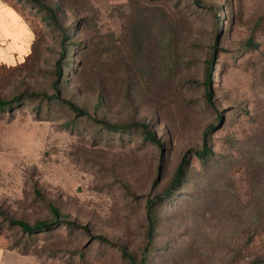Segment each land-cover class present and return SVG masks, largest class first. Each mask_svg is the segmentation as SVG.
<instances>
[{"label": "rangeland", "instance_id": "1", "mask_svg": "<svg viewBox=\"0 0 264 264\" xmlns=\"http://www.w3.org/2000/svg\"><path fill=\"white\" fill-rule=\"evenodd\" d=\"M2 1L32 41L0 57V96L19 99L0 109V207L53 224L28 233L0 215V264L264 256V0Z\"/></svg>", "mask_w": 264, "mask_h": 264}, {"label": "trees", "instance_id": "2", "mask_svg": "<svg viewBox=\"0 0 264 264\" xmlns=\"http://www.w3.org/2000/svg\"><path fill=\"white\" fill-rule=\"evenodd\" d=\"M43 8L46 11V16L49 18V20L51 21H58L59 20V7L58 5H43ZM208 97H210V92H207ZM19 100L18 98H15L14 100H9V99H4L0 96V109H4L7 107H10L12 105L13 102ZM72 106L73 109L77 110V111H81L80 109H78V107L75 104H70ZM220 121V116L217 118L216 122ZM106 127H108L110 130H123L128 128L127 125L125 124H117V123H110V122H105V121H101ZM134 125H137L139 127H142L143 131H144V136L147 139H150L154 142H156L159 146H161L162 142L161 140L152 132V130L150 128H148V126L144 123H134ZM192 150H190L191 152ZM189 152V153H190ZM212 153V150L208 147V144L204 145L203 149L200 150H194L193 154L198 158L201 159L202 161H206L208 159V157L210 156V154ZM189 166H190V157L188 154H186L180 165L177 168L176 174L174 176V179L172 180L171 184L168 187L167 193L170 194L172 193V191H175V189L184 181L186 180L187 176H188V172H189ZM156 207V203L150 202L149 204V209L150 211L154 210V208ZM51 210L53 212V214L55 215V220H58L59 216H60V212L58 210V208H56L55 206H51ZM0 215L4 216L5 219H7V221H9L12 224H16L18 226H20L22 228L23 231L28 232V233H33V232H39L42 231L44 229L49 228L53 222L52 221H48V220H40L37 221L34 224H30L24 220H20V219H13L11 217H9L6 212L0 207ZM150 225L148 228V235L149 237H153L154 236V229H155V219L150 217V221H149ZM124 256L126 258L129 259L131 264H144L147 260L146 256L143 257V259L140 262H137L135 260V257L133 254L125 252ZM249 264H264V256H259L257 258H255L254 260H252Z\"/></svg>", "mask_w": 264, "mask_h": 264}, {"label": "crops", "instance_id": "3", "mask_svg": "<svg viewBox=\"0 0 264 264\" xmlns=\"http://www.w3.org/2000/svg\"><path fill=\"white\" fill-rule=\"evenodd\" d=\"M8 39L11 45L4 47L0 44V57L9 58L11 51L24 52L31 46V34L28 25L21 15L11 6L0 0V42Z\"/></svg>", "mask_w": 264, "mask_h": 264}]
</instances>
